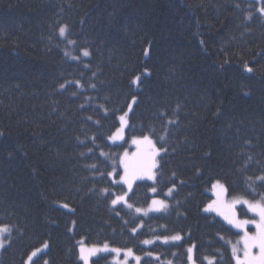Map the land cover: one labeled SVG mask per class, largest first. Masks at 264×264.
Segmentation results:
<instances>
[{"label":"trees","instance_id":"obj_1","mask_svg":"<svg viewBox=\"0 0 264 264\" xmlns=\"http://www.w3.org/2000/svg\"><path fill=\"white\" fill-rule=\"evenodd\" d=\"M261 7L264 0H0V226L11 229L0 264H25L36 249L35 264H81L80 242L131 248L140 264H187L189 247L195 264H234L240 233L204 209L217 181L228 198H260L246 194L248 177L264 194L256 180L264 175ZM125 112L124 140L111 144ZM145 135L160 149L155 181L133 185L131 209L112 206L115 196L101 189H126L107 172L118 178L120 155ZM154 198L167 202L164 211L135 212Z\"/></svg>","mask_w":264,"mask_h":264},{"label":"snow or ice","instance_id":"obj_2","mask_svg":"<svg viewBox=\"0 0 264 264\" xmlns=\"http://www.w3.org/2000/svg\"><path fill=\"white\" fill-rule=\"evenodd\" d=\"M259 11H260L261 15H264V7H261L259 9ZM65 31H66L65 27L62 26L59 28V32H60L61 36H64ZM69 43H73V42L69 41ZM144 53H145V56H147L149 54V49L145 48ZM66 55H67V53H66ZM82 56L83 57H89L90 52L87 49H84V50H82ZM73 59H78V57H73ZM246 68H247V66H246ZM247 71L251 72L252 69L247 68ZM137 80H139V77L135 78L132 81V83L135 84L137 82ZM68 83H72V82H68ZM75 85L78 88L82 87L79 80L75 81ZM91 87H95V85H91ZM60 88L64 89L65 84H61ZM75 94L76 93H73V95H75ZM135 99L136 98L133 97V102H135ZM128 107H129V109H131L132 104H129ZM127 115H128V113L125 112L123 115L119 116V120L121 121V127L118 128L115 133H113L111 136L108 137L109 140L114 141V140L120 138V133L123 130V127L126 123L125 117ZM87 119L91 120L92 117L89 116ZM97 123H99V122L97 121ZM93 139H95V138H93ZM161 140H163V137H161ZM141 142H147V144L152 145V141L149 139V137L147 135H145L143 137V141H138L135 139L133 140L134 144H138ZM81 143H83V141H81ZM89 151H92V149H89ZM159 151H160V149H156L154 146H152V156L153 157L155 155H157ZM125 155H127V153H125ZM101 156H107V154L101 152ZM249 159H251V157H249ZM89 167H91L93 169H97L96 164H92ZM155 167H156V164L153 161L151 163L146 164L141 175L132 174L131 176H129L127 166L125 165V174L120 176V182L123 184H126L129 188V190H131L132 181H134L136 179L143 178V176H146L150 180L154 179V174L152 173V169ZM113 172H115V168H113L112 172H107V176L112 177ZM100 176L103 177L104 172H100ZM256 180L260 181L261 185H264V175L256 177ZM248 181H249L248 187L251 188L252 191L250 193H246V194H248V195H253V194L259 195L260 196L259 199H255V197H254L252 200H249V199H245L243 197H236L230 203L221 204L220 207H214V205L216 204V202L214 201L212 204H209L204 210L205 211H209V210L216 211L217 214L222 216L223 219L228 224L232 225L235 228L241 229L243 231V236L241 237V239L239 241H237V244L233 245V247H232L233 257L236 260V264H264V194H259V193L255 192V188L253 187V185L255 184V181H253L251 177H248ZM113 183H117V181L113 180ZM216 187H219L224 192L227 191V189H225L224 185L220 184L219 181H217V183L213 185V188H216ZM151 191L153 193H155L157 191V189L155 187H152ZM171 192H172V189H169L168 194H171ZM101 194L102 195L103 194H110V195L115 196V198L111 199V201H110L112 206H116L118 203L124 202L129 209H131L133 207V205L131 203H127V200L125 199L128 196L127 192H124L123 194L110 193L109 188L105 187V188L101 189ZM152 203H153V205L159 204L161 207H167L165 202L162 200H153ZM237 205L246 206L248 209V212L252 213L253 215L248 219H243V220L237 219V214H236V206ZM64 207H67V205H64ZM135 211L137 213L144 211L146 214V210H143L140 208H136ZM250 224L253 225L256 229V231L254 233H250L249 231L245 230V226L250 225ZM5 232H11V229L9 228V226L8 225L0 226V234H3ZM132 232L135 233L136 229L133 228ZM163 239H164V242L167 243L169 240L179 241L182 238L179 234H177V235H173L171 237L166 236ZM143 243L149 244V243H151V241L145 240V241H143ZM241 243L243 244V258H240V256L237 255L238 251H240V249L238 248V245ZM0 246H2V245H0ZM45 247H47V245H45ZM254 248L258 250V252L256 254H253L252 250ZM107 250H109L108 246L105 245L104 248H102V249L92 250V252L90 254L94 255L96 251H107ZM111 251L116 252V253H120L121 249L115 248V249H111ZM39 252H41V249H36L35 251H33L31 253V255L28 256V260L25 262V264H29V262H31V264H35L33 257H36L37 253H39ZM83 252H84V249L81 248V257L80 258L85 261V264H88L87 258L83 255ZM187 252H188V260H189L190 264H194L193 248L189 247L187 249ZM125 255L126 256L132 255V249L131 248L126 249ZM149 255H151V253H149ZM135 259L137 261H139L140 258L135 257ZM204 259L208 261V264H213V258L204 257ZM44 264H48V261H45Z\"/></svg>","mask_w":264,"mask_h":264},{"label":"rangeland","instance_id":"obj_3","mask_svg":"<svg viewBox=\"0 0 264 264\" xmlns=\"http://www.w3.org/2000/svg\"><path fill=\"white\" fill-rule=\"evenodd\" d=\"M125 120H126V123H125V125H126L127 124V116L125 117ZM125 125L123 127V130L120 133V138H118V139H116L114 141L113 140H109V142L111 144H118V143H121L124 140ZM120 127H121V121H120L119 128ZM134 139L138 140V141H143V138H134ZM134 139H132L130 141V145H131L132 149L131 150H125L120 155L119 168L121 170V173H120L119 177L116 178L115 177V172H113V176L111 177V179L121 183L120 182V176L125 174V165L127 166L129 176H131L132 174L141 175L143 170H144V167L146 166V164L151 163L153 161L155 162L156 167L152 169V173L154 174V179L150 180L146 176H143V178L136 179V180L132 181V188H133V185L135 183L140 182V181H146V182H151V183H153L155 181L156 168H157V164H158L157 157L159 155V152H158L157 155H155L154 157L152 156V146H154L155 148H156V146L154 144V141L150 137H149V139L152 141V145L147 144V142H141V143H138V144H134L133 143ZM125 153H127V155H125ZM121 184H123V183H121ZM123 185H124V187L126 189V192L129 195V193L131 192L132 188H131V190H129V188H128V186L126 184H123ZM209 192L213 196L214 200L217 202V206L218 207H220V205L223 204V203H230L234 198H236V197L228 198L226 196V193L224 191H222L219 187L213 188V186H212ZM125 199L127 200V197ZM153 200H161V199L154 198ZM162 201H164L165 204L167 205V202L165 200H162ZM119 204L126 205L124 202H120L117 205H119ZM140 209L146 210V214H145L144 211H142L140 213H137L136 211L135 212L137 214H139V215H142V216H148V215L153 214V213L162 212V211H164L166 209V207H161L159 204L153 205V203L151 202L148 207L140 208ZM236 214H237V219H240V220L248 219V218H250L253 215L252 213H249L247 207L243 206V205H237L236 206ZM216 216L219 219H221L224 223H226L228 226H230L231 228L235 229L236 231H238L240 233V237L237 240V241H239L241 239V237L243 236V231L241 229L235 228L232 225L228 224L223 219V217L218 215L217 213H216ZM245 230L249 231L250 233H254L256 231L255 227L253 225H251V224L245 226ZM3 235H4V233L0 234V245H2V246H0V251H1L2 247H3V245H4ZM237 241L235 243H231V250H232L233 245L237 244ZM163 242H164V240H163ZM168 242H176V241L169 240ZM104 246L105 245L92 247V246H86L82 242H80L78 244V251H79V260H80L81 264H85V261L80 258L81 257V248L84 249L83 255L87 258L88 264H91V260L92 259L99 257V255H105V254H109L110 255V258H109L110 264H140L141 257L135 255L133 252H132V255L126 256L125 255V250H121L120 253H116V252L111 251V249H115V248L110 247L109 245H107L108 249H109L107 251H96L94 255L90 254L92 252V250H94V249H102V248H104ZM238 248L240 249V251H238L237 255L240 256V258H243V244L242 243L239 244ZM252 251H253V254H256L258 252V250L255 249V248ZM135 257H139L140 258L139 261H137L135 259ZM187 264H190L189 260H188ZM234 264H236L235 258H234Z\"/></svg>","mask_w":264,"mask_h":264}]
</instances>
